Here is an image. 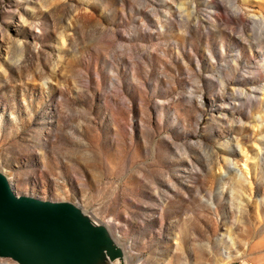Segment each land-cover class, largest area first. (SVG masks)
I'll use <instances>...</instances> for the list:
<instances>
[{
    "label": "rangeland",
    "instance_id": "374dc122",
    "mask_svg": "<svg viewBox=\"0 0 264 264\" xmlns=\"http://www.w3.org/2000/svg\"><path fill=\"white\" fill-rule=\"evenodd\" d=\"M230 1L0 0L14 192L80 207L117 264H264V0Z\"/></svg>",
    "mask_w": 264,
    "mask_h": 264
},
{
    "label": "water",
    "instance_id": "95a60500",
    "mask_svg": "<svg viewBox=\"0 0 264 264\" xmlns=\"http://www.w3.org/2000/svg\"><path fill=\"white\" fill-rule=\"evenodd\" d=\"M106 251H98L99 244ZM121 256L106 231L80 207L17 195L0 172V258L19 264H99Z\"/></svg>",
    "mask_w": 264,
    "mask_h": 264
},
{
    "label": "bare ground",
    "instance_id": "6f19581e",
    "mask_svg": "<svg viewBox=\"0 0 264 264\" xmlns=\"http://www.w3.org/2000/svg\"><path fill=\"white\" fill-rule=\"evenodd\" d=\"M231 5L234 7V4L235 2L233 0L230 1ZM261 26L264 28V21H261ZM105 225L109 228V225L107 223H105ZM118 237L117 236H114V239H111L113 241V244L114 245H118L117 241H118ZM99 248H98V251L101 253V254H104L105 251H106V244L105 243H101L99 244ZM128 252H130L129 248H128ZM0 259H7V258H0ZM2 261V260H1ZM5 262V261H4ZM236 262V261H234ZM118 263V260L113 262L112 264H117ZM8 264V263H7Z\"/></svg>",
    "mask_w": 264,
    "mask_h": 264
},
{
    "label": "built area",
    "instance_id": "2783aa9c",
    "mask_svg": "<svg viewBox=\"0 0 264 264\" xmlns=\"http://www.w3.org/2000/svg\"><path fill=\"white\" fill-rule=\"evenodd\" d=\"M228 264H243L242 262H230Z\"/></svg>",
    "mask_w": 264,
    "mask_h": 264
}]
</instances>
